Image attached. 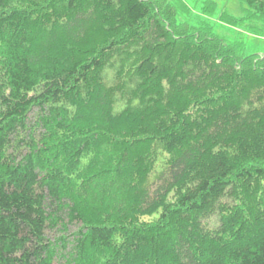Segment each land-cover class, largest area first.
<instances>
[{
  "label": "trees",
  "instance_id": "16d2710c",
  "mask_svg": "<svg viewBox=\"0 0 264 264\" xmlns=\"http://www.w3.org/2000/svg\"><path fill=\"white\" fill-rule=\"evenodd\" d=\"M216 10L0 0V264H264V54Z\"/></svg>",
  "mask_w": 264,
  "mask_h": 264
},
{
  "label": "rangeland",
  "instance_id": "374dc122",
  "mask_svg": "<svg viewBox=\"0 0 264 264\" xmlns=\"http://www.w3.org/2000/svg\"><path fill=\"white\" fill-rule=\"evenodd\" d=\"M191 9V18L195 22L200 20V18L207 19L204 15L200 12V7L202 6V3L204 0H183ZM217 3V10L216 13L209 19L211 23L214 24V31L218 33V35L222 37H228L227 39H230L231 41L242 40L247 47V53L248 54H264V38L251 35L245 30L233 28L230 27L224 23L218 22L217 17L219 13L223 10L227 11L228 13L239 16L240 10L239 5L236 0H216ZM244 33H239V32ZM223 33V34H222ZM225 37V38H226Z\"/></svg>",
  "mask_w": 264,
  "mask_h": 264
}]
</instances>
